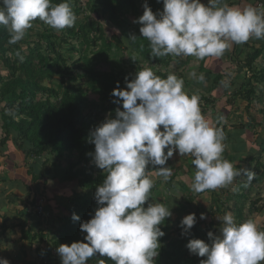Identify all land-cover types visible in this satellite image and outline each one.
I'll use <instances>...</instances> for the list:
<instances>
[{
	"label": "trees",
	"instance_id": "obj_1",
	"mask_svg": "<svg viewBox=\"0 0 264 264\" xmlns=\"http://www.w3.org/2000/svg\"><path fill=\"white\" fill-rule=\"evenodd\" d=\"M59 2L61 0H53L54 4ZM145 2L154 13L163 9L162 0H86L84 6L78 0H71L77 18L85 15L81 20H76L74 27L58 32L37 19L33 22V27L27 30L25 40L17 44L8 43L9 33L0 26V173L3 174L0 183L7 184V191L3 193L9 210L14 212L15 218L24 219L20 224L7 226L4 214L0 217V232L1 235L9 232L12 236L19 232L22 241L29 246L36 245L34 253L38 258L45 252L42 263L39 264H61L56 248L60 244L84 240L81 236L86 233L81 231L80 224L94 215L97 207L94 199L96 187L106 175L93 163L90 154L94 152V145L90 143V133L109 115L115 118L117 108L123 110L122 104L113 103V100L119 98L111 95L117 82L120 88L126 89V78L129 81L134 79L136 72L144 64L166 70L173 62L184 67L195 58L189 56L179 62L177 57L151 55L149 42L139 32L141 25L133 22L143 14L142 5ZM227 2L241 6L252 3L264 7V0ZM86 14H89L88 18H95L89 20ZM125 17L132 19L130 24ZM102 18L117 31L109 38L105 37L106 32L99 23L103 21ZM131 35L137 38L128 39ZM32 38V41L27 42ZM238 45H233L225 53L227 61L222 63L224 69L232 64L236 68L234 73L237 75L231 78L229 87L221 86L220 81L224 75L218 70L214 71L212 64L208 69L202 66L206 60L211 62V59L221 63L218 58L200 60L198 70L206 78L204 84H207V88L204 91L207 96L217 93L225 99L226 104H231L236 99L246 103L248 124L231 125L230 130L221 127L228 148L223 156L232 163L239 162L235 166L237 169L242 165L240 154H245L246 151V144L241 139L245 132L251 133L258 148V155L251 156L250 153L243 157L247 163L245 169L255 173L254 178L249 180L247 174L243 173L242 177L246 181L239 183L226 196L225 201L218 205L221 212L223 208L231 210L236 222L241 223L246 215L250 217L258 214L262 209L258 206L261 199L248 200L244 191H251L253 185L264 182V164L261 163V158L264 157V128L258 135L255 127L259 124L248 114L252 102L261 103L257 88L264 87V65L258 67L255 63L264 57V40L252 38ZM17 52L23 56L22 62ZM70 53H75L77 58L69 59L67 55ZM241 56L243 58L240 60ZM103 64L107 65L108 71L98 69ZM1 69L5 75H1ZM156 74L161 77L167 75L166 72ZM89 95L95 96L96 102L88 100ZM215 102L214 97L200 96L201 108L208 106L213 110ZM259 113L264 116V110ZM213 121L218 126L220 117L217 120L213 118ZM63 159L67 161L66 166L62 165ZM169 163L168 160L166 166H170ZM12 167L15 173L4 171L7 168L11 170ZM171 169L172 175L167 180V186L172 187L174 192L182 193V196L167 198L165 206L170 207L171 213L175 214V222L170 221V216L160 225L164 236L159 238L161 247L155 258L156 264H200L205 258L191 254L186 244L190 239L210 243L207 233L211 231L216 235L218 232L210 221L202 223V229L199 225H194L187 233L182 234V213H185L186 208L194 210L197 196L214 190L193 194L184 183L173 182L177 174L172 167ZM149 170L150 177L156 181L150 193L151 202L162 178L156 176L153 166H149ZM20 171L22 177L19 179ZM25 180H28L27 184L24 183ZM54 182L60 186L57 187L61 191L45 188ZM40 183L41 191L37 190ZM30 193L35 194L32 200L28 198ZM36 198L40 200H35ZM216 200L213 197V203ZM230 202L231 206L228 204ZM41 203L45 206L42 207ZM245 203L248 204L246 212ZM220 209L214 207L215 212H220ZM73 213L80 219L74 221ZM212 213L208 216L212 217ZM48 218L50 224L46 226ZM173 228L178 233L176 236L171 235ZM42 245H45L46 251ZM24 255L25 251L20 249L13 263L31 264L23 260ZM101 262L114 264L106 256L92 257L87 264Z\"/></svg>",
	"mask_w": 264,
	"mask_h": 264
},
{
	"label": "clouds",
	"instance_id": "obj_2",
	"mask_svg": "<svg viewBox=\"0 0 264 264\" xmlns=\"http://www.w3.org/2000/svg\"><path fill=\"white\" fill-rule=\"evenodd\" d=\"M162 4L163 9L154 13L145 2L143 14L133 21L141 25L139 32L149 42L153 57L222 58L235 44L264 40V7L227 0H207V4L162 0ZM37 19L59 32L74 27L77 16L71 0L55 4L53 0H0V26L8 31L9 44L23 40ZM17 56L22 62L20 52ZM232 75L225 73L222 87L230 86ZM189 77L206 82L203 73L193 71ZM125 84L122 89L117 82L111 92L119 98L113 103L122 104L123 110L117 108L115 118L109 115L90 133L93 163L106 175L96 187L94 215L80 224L84 240L56 248L61 264H87L95 256H106L114 264H156L159 238L164 236L160 225L172 213L159 201L149 202L155 183L149 166L167 181L172 169L166 165L174 153L192 157L195 192L227 187L242 173L254 178L255 173L237 169L224 158V131L202 114L200 96L185 91L183 78L174 72L161 77L145 66ZM205 218L201 213L200 219ZM72 219L80 218L73 213ZM217 219L218 234L207 233L210 243L190 239L186 244L191 254L205 258L200 264H264V230L257 220L237 223L231 212ZM196 220L195 213L184 216L182 234ZM0 264L9 261L0 258Z\"/></svg>",
	"mask_w": 264,
	"mask_h": 264
},
{
	"label": "rangeland",
	"instance_id": "obj_3",
	"mask_svg": "<svg viewBox=\"0 0 264 264\" xmlns=\"http://www.w3.org/2000/svg\"><path fill=\"white\" fill-rule=\"evenodd\" d=\"M79 4L81 6H84L86 0H78ZM207 4V2L205 3ZM87 15V19H91V18H95V16H89V14ZM85 15H81L79 16L77 19L81 20L82 18H84ZM103 21H100V25L104 28V31L106 32L105 37L109 38L112 34L116 33L117 31L115 30V28L109 24L108 22H106L104 20V18H102ZM125 19L127 20L128 24L131 23L132 19L130 17H125ZM104 32V33H105ZM25 40V37L24 39ZM33 38L30 40L28 39L27 42L32 41ZM240 46V44L238 45ZM95 48V47H92ZM69 59L74 60L75 58H77L75 53H70L69 55H67ZM243 58V56H241L239 59L241 60ZM185 58H179V62H183ZM218 60L221 63H217L215 62L213 59H211V62L206 60L203 63V68L208 69L210 64H212L213 66V70H218L220 73H223V75L225 76L226 72H231L233 73L231 78H234L237 73H234L236 68L234 67V65H229V67L227 69L223 68L222 63L227 61L226 57H222V58H218ZM199 62L200 60H197L196 58L192 59L190 61V63L186 66H181L178 64V62H173L169 65V67L164 70L163 68H160L158 66L152 67L153 71L156 72H166L167 74L170 72H174L178 77L183 78L184 80V89L188 94H198L199 96H204L205 98L209 97H214V99L216 100L215 104H214V108L212 110V108L206 106V107H202V114H204L207 118H209L210 120L213 121V118H216V120L220 117V121H219V125L218 127H222L224 126L227 130H230V126L231 125H237V124H242V125H246L247 120H246V111H245V102L239 99L234 100L233 102H231V104H226L225 103V99L218 95L217 93H212L211 95L207 96V94H205V89L207 88V84L201 83L195 79H192L189 77V73L195 71L197 73V75L201 74L202 72H200L198 70V66H199ZM255 65H257L258 67H263L264 65V57H261L257 60V62L255 63ZM144 67L147 66L146 64L143 65ZM98 69H100L101 71H108L107 65H101L98 67ZM1 75H5V72L3 69H1ZM204 74V73H203ZM211 96V97H210ZM257 96L261 97V103L257 104L256 102H252L251 104V108L248 111V114H250V116H252L255 120V122L257 124H259L258 127H255V131L258 133V135H260L259 133H262V130L264 128V116L261 115V113H259L260 110H264V87H258L257 88ZM223 98V99H222ZM88 100H92L94 102H96V97L95 96H88L87 97ZM214 122V121H213ZM259 137V136H258ZM245 144H246V151L245 154H240V162H241V167L239 169H245L247 163L243 160V157H246V155L248 156V154H252L251 156H256L258 155V148L255 146L254 144V138L251 136V133L249 132H245L244 136L241 138ZM243 142V143H244ZM228 148L226 146V150L227 151ZM243 151L241 150V153ZM257 152V153H256ZM237 156V155H236ZM243 160V161H242ZM192 157L190 156H184V155H179L177 153H174L173 157L169 159V164L170 166L173 168L174 172H176L177 176L174 178L173 182L177 183V182H182L184 183L187 188L189 190H191L193 192V194L197 193L195 191L192 190L191 188V180L190 177L193 174V164H192ZM62 165L66 166L67 161L66 159L61 160ZM243 162V163H242ZM261 163L264 164V157L261 158ZM234 166H237L238 164H240L239 162L235 161L233 162ZM10 168H7L6 170L8 171ZM11 171L13 173H15L14 168H11ZM21 171L19 172V179L22 177ZM243 174V173H242ZM3 174L0 173V181L2 179ZM162 178V177H161ZM155 181V180H154ZM246 181V178L242 177V175L239 177L238 180L234 181L231 185L224 187V188H218L216 190H214V192H206L204 194H202L201 196H197L196 200H195V207L194 210H189L186 208L185 213H182V218L190 213H195L196 214V223L195 225H199L202 227V223L207 224L210 221L213 222V226L214 229L217 230V232L219 231V227H220V221L217 219L221 216H223L226 212H231L233 214V212L231 210H224V208L221 209L220 207H218V205L222 204L225 199L227 198L226 196H228L229 194H231L233 192V190L235 189V187L240 183H244ZM156 182V181H155ZM25 184L28 183V180L24 181ZM57 186H59L56 182L54 183H49V185L45 186L46 189L48 190H57V191H61V188H58ZM31 187V186H30ZM60 187V186H59ZM7 189V184L5 183H0V202H2V204L0 205V217L3 216L4 214L6 215V225H12V224H20L23 222V218L22 219H17L15 218V214L13 211H10L8 206L9 204L6 202L5 199V195L4 193H6ZM33 189V187H32ZM37 190H42V183L39 184V188H37ZM226 192V193H223ZM4 192V193H3ZM222 192V193H221ZM244 195L245 197L248 198V200H256L257 198H260L261 201L258 204V206H261V212L258 214H254L252 216H247L244 218V220H247L249 218H253L255 220L258 221L259 226L262 230H264V182L257 183L256 185H253L252 190L251 191H244ZM212 194V195H211ZM34 193H30L28 198L29 200H32L34 196ZM214 195V196H213ZM171 196L180 198L182 196V193L179 194V192H174L172 187L167 186V181H165L163 178L159 184V186L155 189L154 194H153V202L159 201L162 204H166L167 203V198H171ZM213 197H215L217 200L215 201V203H213ZM22 198V197H20ZM35 200H40L39 198H36ZM217 203V204H216ZM229 206L232 205V202L228 203ZM41 206H45L44 203H41ZM218 209H220V212H215L214 211V207H216ZM245 210L244 212H246V209L248 208V204L245 203ZM1 207L3 208V210H1ZM8 208V211L5 213V209ZM212 213V217H209L208 215H210V213ZM204 213L205 214V219H200V214ZM175 214L172 213L171 215V222H175ZM49 219V218H48ZM47 221L46 226H49L50 224V219ZM1 223V221H0ZM13 229V228H12ZM26 228L24 227V230ZM16 230V229H13ZM174 228L172 229V234L173 236H176L178 233L174 232ZM19 232L15 233V236L10 235L9 232H6L4 235H1L0 232V258H6L9 263L13 262V258H15L16 254L18 253V251L20 249L25 251V254H27L26 257H23V260L26 262H31L32 260H34L33 264H39L42 263L41 259L44 256H41L40 258L36 257V254L34 253V249L36 247V245L34 246H29L28 243L22 241L20 239V235H18ZM86 235V234H85ZM85 235H82L81 237L84 238ZM7 241H6V240ZM42 247L44 248V251H46L45 245H42ZM11 261V262H10Z\"/></svg>",
	"mask_w": 264,
	"mask_h": 264
},
{
	"label": "crops",
	"instance_id": "obj_4",
	"mask_svg": "<svg viewBox=\"0 0 264 264\" xmlns=\"http://www.w3.org/2000/svg\"><path fill=\"white\" fill-rule=\"evenodd\" d=\"M201 2L205 4L207 1H205V0H201ZM4 171H6V169H4ZM7 172L10 174L11 170L9 169ZM16 193H17V192H16ZM19 251H20V250H19ZM19 251H18V253H19ZM18 253H17V254H18ZM17 254H16V255H17ZM27 254H28V253H26L23 257H26ZM15 257H16V256H15ZM13 259H14V258H13ZM10 262H11V261H10ZM29 263L33 264L34 261L32 260V261L29 262ZM9 264H16V263L11 262V263H9Z\"/></svg>",
	"mask_w": 264,
	"mask_h": 264
},
{
	"label": "built area",
	"instance_id": "obj_5",
	"mask_svg": "<svg viewBox=\"0 0 264 264\" xmlns=\"http://www.w3.org/2000/svg\"><path fill=\"white\" fill-rule=\"evenodd\" d=\"M38 212H39V214H40V213H41V210H39ZM43 216H46V215L43 214Z\"/></svg>",
	"mask_w": 264,
	"mask_h": 264
}]
</instances>
